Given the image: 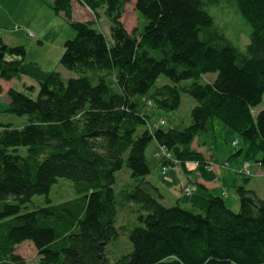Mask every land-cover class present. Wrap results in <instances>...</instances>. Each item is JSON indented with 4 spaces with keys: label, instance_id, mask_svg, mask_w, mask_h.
Segmentation results:
<instances>
[{
    "label": "trees",
    "instance_id": "obj_1",
    "mask_svg": "<svg viewBox=\"0 0 264 264\" xmlns=\"http://www.w3.org/2000/svg\"><path fill=\"white\" fill-rule=\"evenodd\" d=\"M78 1L96 14L104 11L111 39L91 23L73 21V0L51 5L77 33L65 43L60 64L78 77L65 80L52 72L36 97L34 87L32 94L8 93V112L26 117L27 124L0 125V264H28L16 254L25 242L37 249L38 264H264V200L248 189L250 179L236 187L240 212L211 196L195 213L161 202L148 182L146 158L156 142L187 170L199 155L194 145L200 135L216 138L219 120L242 140L228 162L260 163L264 171V111L253 114L264 97V0H135L142 27L132 34L121 22L126 0ZM221 1L251 28L245 52L209 12ZM26 56L25 47L0 39V80L19 79ZM209 74L216 79L200 82ZM163 75L172 85L156 87ZM182 94L197 102L191 125L152 129L143 99L152 97L158 109L174 112ZM124 167L135 186L118 194L116 174ZM61 178L73 182L74 199L24 211ZM128 207L137 223L120 227L119 208ZM122 229L131 250L110 260L109 247Z\"/></svg>",
    "mask_w": 264,
    "mask_h": 264
},
{
    "label": "rangeland",
    "instance_id": "obj_2",
    "mask_svg": "<svg viewBox=\"0 0 264 264\" xmlns=\"http://www.w3.org/2000/svg\"><path fill=\"white\" fill-rule=\"evenodd\" d=\"M54 1L55 0H0V39L10 47L21 46L25 47L27 51L25 63L22 67V76L19 79L11 81H0V125L12 124L14 127H20L27 124L26 117H18L8 112L10 104L8 101V93L11 89L26 94H32L29 88L34 87L36 93L33 97H36L40 89V84L45 82L49 74L52 72H60L65 80L78 77L77 73L65 69L60 64L61 58L65 52V43L69 40L75 39L77 33L62 15H57L52 10L51 5ZM79 3L78 0H73V21L77 23H91L94 28L111 39V25L105 17L104 11L99 10L96 14L87 7L81 6ZM126 3L125 12L121 22L126 30L132 34L138 28L142 27V20L135 11V0H126ZM209 12L215 18L216 24L224 32L225 36L240 50L245 52L250 44V35L252 31L241 15L237 13L236 8L230 2L221 1L220 4L211 6ZM14 58L15 57L8 55L9 60ZM216 77V74L205 75L200 79V82H212ZM191 83L192 81L184 82V84L187 85ZM164 85H172V82L169 78L163 75L159 77L156 87H162ZM155 88H153L151 93L154 92ZM196 105L197 102L191 96L182 94L180 108L177 111L169 112L158 109L153 98L149 97L142 101V113L147 114L150 117L152 129L162 127L165 130L175 129L183 131L191 125V113ZM261 111H264V97L261 105L253 109V114L256 116ZM162 122H165V125L161 126V124H163ZM214 124L216 138H214L213 133H210V135L203 133L200 135L199 140L212 142L216 139L217 143L216 145L211 143L208 144L205 153L203 152L201 155L192 156L190 162L194 163L191 164L194 168L198 166L200 162H203L204 157L207 156L208 153L217 154L218 152L219 155L217 154L216 156L226 158L228 155L232 156L235 154L242 144L241 138L227 128L222 122L215 120ZM235 141H238L239 146L233 145ZM194 149L196 150L197 147H194ZM199 150L197 149L196 151ZM20 154L25 156L27 154V149L21 148ZM146 158L151 169V176L148 178V182L152 185L154 184L151 181L158 182V186L161 189L165 186V188H163L164 193H172L171 197H179L182 194L181 180L188 183L190 182L189 180H191V176H193V179L195 180L196 175H198V172L188 173L187 170L181 167L182 164L180 162L177 163L175 168L165 169L163 166V163L165 162V150L158 148L156 142H153L147 148ZM214 160H216L215 157L213 160H208L210 165H205L207 169L205 168L204 170L199 171L201 179H205L210 183L212 182L209 180H215L217 178L215 169H221ZM226 164L228 167L229 163ZM246 164L247 163H244L238 167L236 172L239 175H241L243 167ZM255 164L259 167L260 172L255 173L250 170V167L249 169L245 168V173L242 177H247L250 180L255 178L256 180H260L256 182L257 187L259 188L264 183V172L259 163ZM246 170L248 171L246 172ZM169 178H172L173 182H170ZM116 181L117 183L114 188L118 194H123L125 191L129 193L133 186H135V180L131 177V171L127 167H124L121 171L117 172ZM247 187H249V185ZM231 192L235 195V191ZM184 193L186 196L192 194L188 193L186 190H184ZM260 193L264 196V191L263 193ZM262 196L258 197L261 200H264V197ZM75 197L76 193L73 182L61 178L55 185H53L48 195L34 196L31 202L27 203L23 209L24 211H32L35 208L46 206L48 200L53 204H59L72 200ZM194 198L193 200H196L198 203L197 206L200 208L204 207L208 200L204 201ZM161 202L166 204V206H175L171 203L170 197L166 200H161ZM229 204H231L230 201ZM200 212L201 210L195 211V213ZM235 212H240V210ZM136 223L137 218L130 207L119 208L120 227L126 226L132 228ZM130 250L131 243L129 240V233L123 231V236L120 240L115 245L109 247L110 260H116L121 254H126L127 252H130ZM16 254L24 258L28 264H38L40 260L39 253L31 242H25L17 246Z\"/></svg>",
    "mask_w": 264,
    "mask_h": 264
},
{
    "label": "crops",
    "instance_id": "obj_3",
    "mask_svg": "<svg viewBox=\"0 0 264 264\" xmlns=\"http://www.w3.org/2000/svg\"><path fill=\"white\" fill-rule=\"evenodd\" d=\"M0 81L3 82L4 80H0ZM8 101L10 102L9 98H8ZM21 127H23V126H20L19 128H21ZM211 137H213V136H211ZM210 143L216 145L217 141H216V139H214V141H212V142H208L206 140H198V143H196L194 145V147H197L198 150L200 149L197 152L199 153V155H201V154H203V152L204 153L206 152V150L208 148L207 145ZM156 145L158 148H160L158 143H156ZM199 146H201V147H199ZM217 154H218V152H217ZM217 154H214V153L209 154L208 153V155L204 157L203 162H200V163H202V166L199 169H197L196 171L193 169L194 167H192V165H191L194 163H192V162L187 163V168H188L187 172L188 173L189 172H193V173L198 172V175H196L195 180L193 179L194 177L191 176L190 179L194 182L189 180L190 182L187 183V182H184L183 180H181L182 194L179 197L172 196L173 197L172 198L171 197L172 193H164L163 188H165V186L161 189L158 186V182L151 181V182H153V184L156 186V188H158L159 192L161 193V195L163 197L162 200H166L170 197L171 203L174 204L175 206L180 205L182 208H184L186 210H190V211L195 212L197 210L202 211L204 209V207L206 206L205 205L202 208L197 206L198 203L196 202V200L195 201L193 200V198L196 195H198V196H196L194 199L198 198L199 200L201 199L204 201H206L207 199L209 200L211 196H214V197L223 198V200L226 201L227 206L229 208H231L233 211H239L241 209V203H240L241 201H240V197L238 196L236 187L242 185V182L246 178H243L242 175H239L236 171L238 170V167H240L242 165V163L237 162V161L228 162V160H229L228 158H230L231 156L228 155L226 158H220L219 156H216ZM209 155H211V156H209ZM214 157L216 159V160H214V162L216 164H218L221 169H217V168L215 169V173L217 174V178L215 180L214 179L209 180L212 182V183H210V182H207V180H205V179H201L199 171L204 170L206 168L205 165L207 164L208 160H213ZM226 163H229L228 167H227ZM248 164H249L251 171H254L255 173L260 172L259 167H257V165L255 163H248ZM189 169H191V170H189ZM261 178H259V179H261ZM169 181L173 182V179L169 178ZM258 181H260V180H256V178L251 179L249 184H248L249 185L248 189L254 191L258 196H262L260 192L263 193V191H264V183H263V185H261L258 188L257 184H256V182H258ZM186 189L191 190L192 194L190 196L185 195L184 190H186ZM231 191H235V195H233L234 193L232 194ZM262 197H264V196H262ZM229 201L231 202V204H229ZM164 205L166 206V204H164ZM166 207H173V206L168 205Z\"/></svg>",
    "mask_w": 264,
    "mask_h": 264
},
{
    "label": "built area",
    "instance_id": "obj_4",
    "mask_svg": "<svg viewBox=\"0 0 264 264\" xmlns=\"http://www.w3.org/2000/svg\"><path fill=\"white\" fill-rule=\"evenodd\" d=\"M162 123H163V122H162ZM235 144H236V143H235ZM162 150H165V159L173 160L171 154H169V152H168L166 149L162 148ZM247 171H248V170H246V172H247ZM248 174H249V173H248Z\"/></svg>",
    "mask_w": 264,
    "mask_h": 264
}]
</instances>
